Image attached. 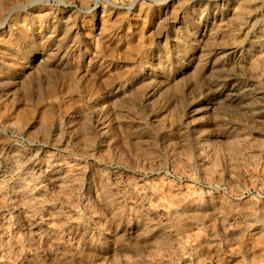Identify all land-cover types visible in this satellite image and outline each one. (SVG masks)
<instances>
[{"label": "bare ground", "instance_id": "6f19581e", "mask_svg": "<svg viewBox=\"0 0 264 264\" xmlns=\"http://www.w3.org/2000/svg\"><path fill=\"white\" fill-rule=\"evenodd\" d=\"M228 1L222 26L215 28L217 37L213 38L218 40V51L205 60L212 73L208 82L216 91L223 86L222 94L236 105L244 104L257 122H262L264 37L252 51L235 59L234 64L248 75V83L244 82L247 98L238 97L242 87L230 72V57L243 47L244 40L239 37L246 34L247 19L255 17L258 0ZM99 16V34L104 35L109 30L104 23L106 14L102 11ZM243 30L244 34H238ZM131 40L125 55L133 61L137 53L143 56L144 45L142 35L134 43ZM162 68L158 76L169 81L172 77ZM155 83L151 79L142 92L144 103L157 92ZM134 95L129 103L127 95V103L116 104L120 124H134L130 116L125 120ZM156 109L164 115L173 112L165 100H159ZM187 117L192 131L189 139L176 135L171 125L162 127L157 139L163 160H154L155 154L140 157L150 148L137 138L133 157L116 154L109 133L112 123L104 118L94 122V135L88 132L85 117L56 126L50 123V116L32 126L20 119L18 127L26 126L33 138L42 135L44 142L50 141L56 148L25 150L2 140L0 264H264V130L256 136L251 128L235 124L226 134L216 133L222 140L219 144L198 129L201 116L189 113ZM0 119L7 128V119ZM134 122L138 127L132 129L134 136L147 131L144 122ZM214 124L226 125L220 120ZM57 145L66 154L56 152ZM107 164L122 169L111 170Z\"/></svg>", "mask_w": 264, "mask_h": 264}, {"label": "rangeland", "instance_id": "374dc122", "mask_svg": "<svg viewBox=\"0 0 264 264\" xmlns=\"http://www.w3.org/2000/svg\"><path fill=\"white\" fill-rule=\"evenodd\" d=\"M257 3L259 8L255 17L247 19L245 36L239 37L244 40L243 47L235 49L230 57H233L230 72L235 73V82L242 87L239 98L249 96L244 84L248 75L234 64L235 59L252 51L264 37V0ZM228 4V0H0V117L7 119L6 127L10 128L0 123V145L4 140L16 143L25 150H54L56 145L44 142L42 135H35V139L30 131L27 132L26 126L42 122L44 116L51 117L52 126L67 121L75 123L85 117L87 130L93 135L96 132L94 122L104 118L112 123L109 133L113 145H116V154L126 158L133 157V142L141 141L150 149L140 157L155 156L154 160H163L165 155L157 139L163 131L162 127L171 125L176 135L191 138L192 131L187 126L189 113L202 117L198 129L219 144L222 140L216 133L226 134L235 124L240 128H251L256 136L261 134L264 119L257 122L244 104L240 107L222 94L223 86L216 91L208 82L212 73L206 69V56L218 51V40H214L217 37L215 28L222 26ZM102 11L107 17L104 18V23H108L106 29H109L106 35L99 34L98 17H101ZM140 33L144 53L142 57L137 53L132 61L125 55L129 38H133L131 42L134 43ZM241 33L244 34V30L238 34ZM165 60L169 64L164 65ZM161 68L172 77L169 81L158 76ZM196 73H199L198 76ZM151 79L157 83V92L152 95V101L144 103L141 96L151 84ZM133 94L135 100L130 105L132 109L127 110L125 120L130 116L132 124L136 123L134 121L145 123L147 131L139 133V136L133 135L132 129L138 130L134 124L127 126L125 121L120 124L119 119L116 124L117 114L120 113L116 104L127 103V95L130 96L129 103ZM159 100L170 104L173 115L158 112L156 104ZM125 108L128 105L125 104ZM152 108L157 112L151 113ZM5 110L7 112L4 113ZM20 119L27 125L18 127ZM219 120L226 125L214 126ZM256 124L260 127L256 128ZM59 135L58 132L55 137L60 139ZM56 152L66 154L58 145ZM81 156L89 157H78ZM106 166L111 170L122 169L119 165Z\"/></svg>", "mask_w": 264, "mask_h": 264}]
</instances>
